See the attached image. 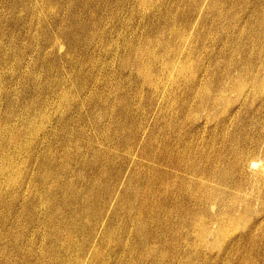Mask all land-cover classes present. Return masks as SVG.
Returning a JSON list of instances; mask_svg holds the SVG:
<instances>
[{
  "label": "rangeland",
  "instance_id": "374dc122",
  "mask_svg": "<svg viewBox=\"0 0 264 264\" xmlns=\"http://www.w3.org/2000/svg\"><path fill=\"white\" fill-rule=\"evenodd\" d=\"M216 1L0 0V262L264 264V98L246 89L213 107L195 97L264 72V0H227L215 30ZM179 139L207 161L219 150L227 181L217 171L201 181L223 201L152 218L143 183ZM248 233L258 243L237 250Z\"/></svg>",
  "mask_w": 264,
  "mask_h": 264
},
{
  "label": "bare ground",
  "instance_id": "6f19581e",
  "mask_svg": "<svg viewBox=\"0 0 264 264\" xmlns=\"http://www.w3.org/2000/svg\"><path fill=\"white\" fill-rule=\"evenodd\" d=\"M143 0H141L142 2ZM37 4V3H36ZM35 4V5H36ZM142 4V3H141ZM147 4V3H146ZM227 4V5H226ZM140 5V4H139ZM145 5V4H144ZM229 2L227 0H217L215 3L210 4L209 9L210 11L215 15L214 16V29L216 30L219 25L220 22L217 21V19L221 18L222 16H224V13L227 11ZM143 6V4L141 5ZM140 7V6H138ZM144 7V6H143ZM233 7H235L236 9L238 8L237 4L234 3ZM145 9V8H144ZM140 10V9H139ZM141 11V10H140ZM50 12V11H49ZM147 12V11H146ZM145 13V12H144ZM142 14V11L141 13ZM144 15V14H143ZM229 16V15H228ZM234 18V17H233ZM231 21V20H230ZM232 22V21H231ZM233 24V23H232ZM259 24H260V28L263 29L264 27V17L263 15L259 16ZM252 29V27H251ZM192 32V31H191ZM242 34H249V28L247 31H242ZM255 36V34H253ZM71 41L70 44H76V40L74 38H72V36H69ZM253 37V36H251ZM72 42V43H71ZM188 43V42H187ZM186 47V44H185ZM240 50V49H239ZM258 55H263L264 54V47H260L259 51L257 52ZM155 56V55H154ZM239 56V55H238ZM164 60V59H163ZM179 61V60H178ZM178 64V62L176 63ZM247 64L249 65V72L252 73L250 71L251 69V60L247 61ZM143 66V65H142ZM146 66V65H145ZM179 66V65H178ZM181 66V65H180ZM169 67V66H166ZM176 67V66H175ZM183 66H181L182 68ZM146 68V67H145ZM263 69H264V64H263ZM148 70V69H147ZM146 70V72H147ZM145 71V70H144ZM174 71V70H173ZM149 73V72H148ZM173 74V73H172ZM249 75V73H248ZM217 81H220V79H217ZM150 82V81H149ZM221 82V81H220ZM151 83V82H150ZM148 83V84H150ZM246 89H248L247 93H252L253 98L255 99V97H262L264 98V72L260 75H255L252 78H238L237 80H233L231 79L228 83H222L220 85H216L213 84V86H201L200 90L198 93V96L196 95V100H198L199 105H204V104H209V105H213V107H216L217 105H227L229 103L227 94L230 92H237L238 94H242ZM194 92V89L192 87H189L186 89V92L184 93V97H189L190 95H192ZM229 95V94H228ZM163 97V96H162ZM61 100V98H60ZM26 104V103H25ZM60 107V106H59ZM65 108V107H64ZM66 109V108H65ZM47 110V109H46ZM59 110V109H58ZM61 110V109H60ZM68 110V109H67ZM66 110V111H67ZM55 112H57V110L55 109ZM49 115V114H48ZM47 115V116H48ZM36 119V118H35ZM34 119V120H35ZM49 120V119H48ZM42 123V122H41ZM31 124V123H30ZM3 126V125H2ZM35 126V125H33ZM38 126V125H37ZM118 126V131L119 130H124V128L121 125H117ZM5 127V126H4ZM22 127V126H21ZM45 127V126H44ZM2 128V127H1ZM34 128V127H33ZM17 129V128H16ZM42 130V128H41ZM40 130V131H41ZM37 131V130H36ZM33 132V130H32ZM1 133V132H0ZM21 133V132H20ZM31 133V131H30ZM37 133V132H36ZM35 133V134H36ZM11 135V133H8ZM33 134V133H32ZM134 134V132H133ZM9 135V136H10ZM13 135V134H12ZM19 135V133H18ZM137 134H134V136H136ZM34 136V134H33ZM32 136V137H33ZM17 137V135L15 136ZM31 137V136H30ZM145 137V136H144ZM165 138L168 139V135L165 136ZM10 139V138H9ZM12 139V137H11ZM17 139V138H16ZM34 139V138H33ZM30 138V140H33ZM29 140V138L27 139ZM29 140V141H30ZM10 141V140H9ZM28 141V142H29ZM18 142V141H17ZM20 142V141H19ZM27 142V141H26ZM27 142V143H28ZM150 146L154 145L156 143V139H154L152 136L151 138H149L148 140ZM8 144V143H7ZM17 144V143H16ZM20 144V143H19ZM32 144V143H31ZM10 145V143H9ZM29 145V144H28ZM140 145V144H139ZM16 146V145H15ZM19 146V145H18ZM185 143L183 141V139H179L177 143H169L166 140V144L165 146L162 147L159 155H156L157 161H159V164L161 165V167L159 168H153L151 169L153 172V175H151V178H147L143 184H146L148 187L147 189L149 190V192H147V197L152 204H154V208L153 206H147L146 204H142V212L145 213L146 212H150L153 217L152 218H156L157 216H162V217H170L173 214H178L179 217H195L197 216V214H200L198 212V207L201 204H205L206 201L208 199H213V200H222V197H217L215 196H211L209 195V188L207 187V185H205L201 179L202 176L201 175H205L207 177L210 176H214L215 172L217 171L218 173H216L218 175L219 181L221 184H223L224 182H226V178H227V174L228 172L224 171V169H220L222 168L221 165L219 164L221 163L220 160V156H219V150L215 151L217 156H211L210 160L212 161H207V159L205 158L206 155H208L209 153H204L202 151H194V155L191 156L190 153L186 152L184 149ZM23 147V146H22ZM10 146L8 147L9 150ZM29 148V147H28ZM16 149V148H15ZM26 149V148H25ZM3 150V149H2ZM6 150V149H5ZM17 150V149H16ZM23 150V149H22ZM28 150V149H27ZM12 151V150H11ZM14 151V150H13ZM138 151V150H137ZM4 152V151H3ZM21 152L17 150V153ZM80 152V151H79ZM7 153V152H6ZM143 153H145L146 155L149 156V148L147 146V148H145V150L143 151ZM22 155V153H21ZM20 155V156H21ZM136 156V155H135ZM9 157V155H8ZM12 157V156H10ZM16 157V156H15ZM14 158V157H13ZM17 158V157H16ZM134 158V157H133ZM203 159L206 163V165L200 166V164H198V159ZM12 159V158H11ZM19 159V158H18ZM135 159V158H134ZM7 160V159H5ZM8 161V160H7ZM19 161V160H18ZM22 161V160H21ZM14 162V161H13ZM24 162V161H23ZM17 163V162H16ZM13 163V164H16ZM27 163V161L25 162ZM19 164V163H18ZM17 164V166H18ZM5 165V164H4ZM9 165V162H8ZM12 165V164H11ZM26 164H24L25 167ZM3 166V165H1ZM16 166V167H17ZM9 167V166H8ZM233 168L234 170L237 171H242L243 166L241 164H233ZM3 169V168H2ZM19 169V168H18ZM17 169V171H18ZM24 170V169H23ZM150 170V171H151ZM1 171V169H0ZM12 171V170H11ZM20 171V169H19ZM8 172V171H7ZM14 172V171H13ZM23 172V171H22ZM15 173V172H14ZM1 175V174H0ZM4 175V173H3ZM2 176V175H1ZM0 176V177H1ZM8 176V175H7ZM18 176V174H17ZM7 178V177H6ZM11 178V177H10ZM12 178H16V177H12ZM21 178V177H20ZM4 179V178H3ZM14 180V179H13ZM3 181V180H2ZM17 181V180H16ZM7 182V181H6ZM9 182V181H8ZM29 182V181H28ZM258 182L262 183L264 185V176L261 174L260 177H258ZM1 183V181H0ZM15 183V181H14ZM3 184V183H2ZM7 184V183H6ZM5 184V185H6ZM9 184V183H8ZM13 184V183H12ZM51 185V184H50ZM122 187V186H121ZM8 189V188H7ZM26 189V188H25ZM33 190V189H32ZM31 190V191H32ZM35 190V189H34ZM26 191V190H25ZM27 192V191H26ZM120 192V191H119ZM32 194V192L29 191V194ZM37 193V192H36ZM31 197V195H30ZM144 198V197H143ZM172 204L173 206L170 207L169 205ZM187 205H191V208L188 207ZM43 206V205H42ZM41 206V207H42ZM44 207V206H43ZM112 207V206H111ZM195 207V208H193ZM193 208V209H192ZM213 209V208H212ZM110 210V209H109ZM228 210V209H227ZM111 211V210H110ZM229 211V210H228ZM244 213V212H243ZM109 214V213H108ZM239 214V213H238ZM242 214V213H240ZM243 215V214H242ZM239 216V215H238ZM108 217V216H107ZM106 217V219H107ZM240 217V216H239ZM244 217V215H243ZM223 218V216H222ZM243 219V218H242ZM245 219V218H244ZM49 220V219H48ZM239 220V219H238ZM87 221V220H86ZM203 221V220H202ZM201 221V222H202ZM225 222V220H224ZM223 223V222H222ZM230 223V222H229ZM145 224V223H144ZM212 224V223H210ZM217 224V222H216ZM215 224V225H216ZM233 224V223H232ZM203 225V223H202ZM200 226V223H199ZM229 226V225H228ZM197 227V226H196ZM203 227V226H202ZM200 227V229L202 228ZM232 227V226H230ZM229 227V229H230ZM237 227V226H236ZM198 228V227H197ZM209 228V226H208ZM219 228V227H218ZM196 229V228H195ZM203 229H205L203 227ZM228 229V230H229ZM210 230V229H209ZM215 230V229H213ZM221 230L220 228L218 229V231ZM227 230V229H226ZM233 230V228H232ZM202 231V230H201ZM200 231V232H201ZM217 231V233H219ZM223 231V230H222ZM231 231V230H230ZM233 231H238V230H233ZM131 232V230H130ZM196 232V231H195ZM199 232V233H200ZM211 232V231H210ZM227 232V231H226ZM221 233V232H220ZM225 233V232H224ZM237 233V232H236ZM235 233V234H236ZM208 234L206 231H202L201 232V236L202 235H206ZM210 234V233H209ZM227 234V233H226ZM224 234V235H226ZM234 234V233H233ZM218 235V234H217ZM215 235V236H217ZM232 235V233H231ZM67 236V235H65ZM70 236V235H69ZM67 236V237H69ZM199 236V237H201ZM209 236V235H208ZM153 235H150V238H152ZM222 237V235H221ZM73 238V237H72ZM148 238V236H146V239ZM208 237H206L205 239H207ZM225 239V237H223ZM71 239V238H70ZM200 239V238H199ZM203 239V241L205 240ZM218 239V237H217ZM66 240V239H65ZM69 240V239H68ZM216 240V239H215ZM227 240V238H226ZM74 241V240H73ZM145 241L144 238L140 239L139 243H134L133 245L136 246V248L143 250L145 248V245L143 244V242ZM201 241V240H200ZM214 240L212 239V242ZM217 241V240H216ZM68 242V241H67ZM71 242V241H70ZM128 242V241H127ZM126 242V243H127ZM237 242V250L239 249V247L242 245H254L258 243V236L254 235L253 233H248L247 235L241 236L239 238V240H236ZM63 243V242H62ZM72 243V242H71ZM70 243V244H71ZM199 243V242H198ZM203 243L206 244V241H204ZM61 244V243H60ZM67 244V243H66ZM109 244V243H108ZM121 244V243H120ZM202 245V244H201ZM110 246V244H109ZM108 246V247H109ZM206 246V245H205ZM204 246V247H205ZM126 247V246H125ZM68 248V246H67ZM66 248V249H67ZM93 248V247H92ZM203 249V248H202ZM107 250V249H106ZM105 250V251H106ZM205 250V249H204ZM203 250V251H204ZM97 251V249H96ZM104 251V252H105ZM68 252V251H67ZM74 252V251H73ZM103 252V251H102ZM89 253V252H88ZM91 254V252H90ZM71 255V254H70ZM74 255V254H73ZM99 255V254H98ZM76 257V256H75ZM256 260L258 259V256H256ZM26 256L21 257V260L14 263V262H6L5 260H2L0 262V264H25L24 262H27L28 260H25ZM100 258V257H99ZM82 259V258H81ZM86 259V258H85ZM104 259V258H103ZM109 259V258H108ZM84 260V259H82ZM91 260V259H90ZM98 260V259H97ZM248 258H242L240 259V261L238 262V264H246L248 262ZM76 262V261H75ZM91 262V261H90ZM75 264V263H74ZM83 264V262H82ZM88 264V263H87ZM108 264V263H106ZM204 264H209L208 262H205Z\"/></svg>",
  "mask_w": 264,
  "mask_h": 264
}]
</instances>
